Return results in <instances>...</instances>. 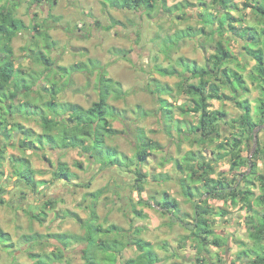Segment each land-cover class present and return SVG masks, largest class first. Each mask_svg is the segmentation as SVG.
Returning <instances> with one entry per match:
<instances>
[{"label":"clouds","instance_id":"clouds-1","mask_svg":"<svg viewBox=\"0 0 264 264\" xmlns=\"http://www.w3.org/2000/svg\"><path fill=\"white\" fill-rule=\"evenodd\" d=\"M0 264H264V0H0Z\"/></svg>","mask_w":264,"mask_h":264}]
</instances>
